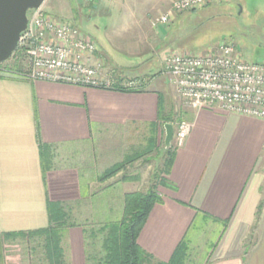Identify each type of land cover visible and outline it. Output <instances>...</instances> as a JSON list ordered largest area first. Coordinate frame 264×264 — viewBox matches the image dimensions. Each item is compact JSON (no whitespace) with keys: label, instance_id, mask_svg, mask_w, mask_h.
Returning <instances> with one entry per match:
<instances>
[{"label":"crops","instance_id":"0c3cea01","mask_svg":"<svg viewBox=\"0 0 264 264\" xmlns=\"http://www.w3.org/2000/svg\"><path fill=\"white\" fill-rule=\"evenodd\" d=\"M66 2L77 9L136 0ZM168 30H161L164 41ZM140 84L139 91L129 92L31 80L20 73L0 76V234L46 228L48 202L60 203L74 224L62 234L66 262L88 264L83 228L109 222L106 218L123 212L125 193L145 191L141 183L150 186L164 177L169 185H158L161 201L137 239L152 264L168 262L183 239L185 264L195 262L205 246L204 264H264V118L217 106L187 107L180 115L191 130L181 146L173 135L175 156L165 173L163 120L169 113L164 106L160 110L161 92ZM168 123L175 133L178 119ZM40 143L47 145L45 172ZM158 154L163 158L154 170ZM127 156L135 158L125 170L98 181ZM120 184L125 185L120 194L108 192Z\"/></svg>","mask_w":264,"mask_h":264},{"label":"rangeland","instance_id":"374dc122","mask_svg":"<svg viewBox=\"0 0 264 264\" xmlns=\"http://www.w3.org/2000/svg\"><path fill=\"white\" fill-rule=\"evenodd\" d=\"M140 1L99 2L94 6L75 9L66 0H45L41 7L53 18L67 21L91 36L113 62L110 65V61L100 53L106 61L105 71L113 69L115 63L127 79L143 78V87L159 90L163 106L172 118L178 119V123L184 120L180 114L187 107L177 94L171 76L165 72L163 58L167 54L203 53L222 42H231L236 54L244 61L264 63V0L213 3L209 7L177 13L175 17L178 22L174 20L159 26H152V21L162 13L171 12V2ZM189 15L194 16V19L187 20L186 16ZM184 21L185 28L177 33L180 23ZM161 30L171 33L169 41L162 39L165 34H161ZM19 53L10 57L7 64H13L18 58L25 72L28 61ZM118 74L122 75L120 72ZM154 158L155 170L158 164L161 166L163 156L158 154ZM123 186L120 184L108 192L120 194ZM140 186L142 189L149 187L147 183H141ZM115 213L106 220L117 221L123 212L120 210ZM33 244L32 239L20 237L0 242V264H40L38 253L31 249ZM95 248L99 249L98 244ZM207 249L209 247H203L196 261L191 264H204L201 261Z\"/></svg>","mask_w":264,"mask_h":264},{"label":"built area","instance_id":"2783aa9c","mask_svg":"<svg viewBox=\"0 0 264 264\" xmlns=\"http://www.w3.org/2000/svg\"><path fill=\"white\" fill-rule=\"evenodd\" d=\"M225 1L229 0H173L171 12L157 16L152 26L167 25L171 13ZM41 6L29 10L27 26L18 42L28 61V69L23 75L31 80L114 89L116 80L105 71L104 59L99 55L94 39L77 26L53 18ZM163 65L186 107L217 106L226 111L264 118V63L244 61L236 54L231 42H222L203 53L167 54ZM122 86L138 87L140 84L128 80L122 82ZM190 130L188 121L177 124L174 133L176 146L183 144Z\"/></svg>","mask_w":264,"mask_h":264},{"label":"trees","instance_id":"16d2710c","mask_svg":"<svg viewBox=\"0 0 264 264\" xmlns=\"http://www.w3.org/2000/svg\"><path fill=\"white\" fill-rule=\"evenodd\" d=\"M18 53L19 55L25 56L24 49L19 43L12 53L11 58ZM117 68V66H114L113 69L110 71L108 70L116 80L114 90L129 92L139 91L140 89H138V87L122 86V82L135 80L140 84L142 80L137 77L127 79V77L123 76V70H118ZM119 72L122 73V75L118 74ZM7 73L25 74L18 58L17 61L14 60L13 64H7V61L0 63V76ZM163 104L162 97V101H160V110ZM163 122H172V116L168 114ZM46 148L47 145L40 143L42 160L44 159L45 152H47ZM174 156L175 151L173 146H171L165 151V159L162 168L165 173L170 170ZM134 158L135 156H127L121 162L114 164L98 177V181L103 182L116 175L118 172L125 170L126 166L133 161ZM48 167L50 166H48L45 161L42 162L43 172H45ZM158 185L168 186L169 184L166 178L159 177L158 181L152 183L145 191L125 193L123 199V213L119 220L105 222L100 225L88 224L83 228L86 261L88 264H147L151 262V256L142 250L137 239L152 207L161 201L157 191ZM47 209L49 224L46 228L0 234V242L19 237L21 239L30 238L34 243L31 249L38 253L40 264H68L61 247V240L63 230L66 227L74 226V224L69 222V215L64 209V206L60 203L48 202ZM96 244L99 246V251L95 248ZM187 249V241L183 239L175 248L168 262H155L153 264H183L187 258Z\"/></svg>","mask_w":264,"mask_h":264},{"label":"water","instance_id":"95a60500","mask_svg":"<svg viewBox=\"0 0 264 264\" xmlns=\"http://www.w3.org/2000/svg\"><path fill=\"white\" fill-rule=\"evenodd\" d=\"M45 0H0V63L7 61L17 47L28 22V12L40 7ZM164 146L171 147L174 126L164 123Z\"/></svg>","mask_w":264,"mask_h":264}]
</instances>
